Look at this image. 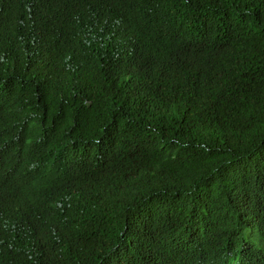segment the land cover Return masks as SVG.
<instances>
[{"label":"trees","instance_id":"obj_1","mask_svg":"<svg viewBox=\"0 0 264 264\" xmlns=\"http://www.w3.org/2000/svg\"><path fill=\"white\" fill-rule=\"evenodd\" d=\"M0 264H264V0H0Z\"/></svg>","mask_w":264,"mask_h":264}]
</instances>
